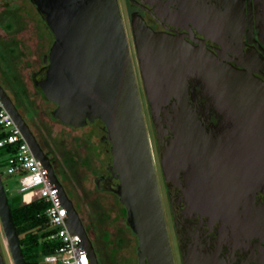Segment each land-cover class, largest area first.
<instances>
[{
    "label": "water",
    "instance_id": "1",
    "mask_svg": "<svg viewBox=\"0 0 264 264\" xmlns=\"http://www.w3.org/2000/svg\"><path fill=\"white\" fill-rule=\"evenodd\" d=\"M32 2L55 40L45 58L48 65L33 75L36 90L57 106L52 117L62 125L82 129L97 121L104 124L106 134L101 142L110 145L111 175L97 178L98 190L114 193L126 209V225L138 239L139 264H175L119 0ZM190 18L208 30L216 31L225 25L206 14ZM131 25L158 141L170 134L168 129L173 134L161 152L164 178L176 181L181 171L189 169V187L184 194L193 209L226 220L239 209L229 202L238 193L211 185L213 163L221 156L189 107L188 80L202 82L220 111L235 122L238 134L227 136L237 137L264 135V82L250 71L224 63L204 48L193 51L177 38L153 32L140 15L132 16ZM0 98L59 189L70 232L81 237L91 264H99L94 243L73 201L1 85ZM170 103L173 112L164 109ZM162 112L168 129L161 120ZM0 221L13 263L40 264L25 259L1 173ZM0 264H5L1 246Z\"/></svg>",
    "mask_w": 264,
    "mask_h": 264
},
{
    "label": "flooded vegetation",
    "instance_id": "2",
    "mask_svg": "<svg viewBox=\"0 0 264 264\" xmlns=\"http://www.w3.org/2000/svg\"><path fill=\"white\" fill-rule=\"evenodd\" d=\"M27 1L35 7L40 16L32 0ZM126 1L131 19L133 15L142 16L153 32L177 38L193 51L204 48L206 52L214 54L224 63L241 71H250L264 82V0ZM201 14L212 16L214 21L222 20L225 25L216 31L208 30L190 18L192 15ZM9 26L15 28L16 25L10 22ZM16 31L12 33L4 31L7 37L1 43L10 57L9 60L15 64L22 58L27 64L33 63L31 50H26V47L19 42ZM51 36L52 44L42 57V66L31 72L32 83L33 75L48 65L45 63V58L55 42L52 34ZM36 58L40 59V57ZM15 72L20 74L19 71L15 70ZM6 76L4 69H0L1 87L10 97L43 153L49 158L58 180L73 201L90 236L88 224L81 215L80 202L73 188L70 185L68 187L58 162L56 150L58 141L54 139L41 116L36 114L31 120L27 117L31 108L27 103L19 100V94L6 81ZM188 94L189 107L197 115L205 132L211 135L210 138L214 140L218 149V155L221 156L220 160L213 163L211 185L222 190L237 192L238 195L235 194L229 202L238 205L239 209L226 220L194 210L184 194V190L189 187L187 177L189 169L181 171L176 181L164 180L170 210L173 237L171 245L175 264H264V135L227 136L238 134L235 122L220 111L213 98L207 94L202 82L190 78ZM164 109L173 112L172 103L166 105ZM161 120L168 129L167 118L164 117L163 112ZM54 121L57 120L54 119ZM168 130L170 134H167L161 142L158 141L160 154L173 137L170 129ZM108 167L107 174L94 179L97 190V178H109L111 175ZM114 183L118 184L119 181L114 180ZM104 193L115 195L112 192ZM93 243L99 260V250L95 242ZM135 264H139L138 248Z\"/></svg>",
    "mask_w": 264,
    "mask_h": 264
},
{
    "label": "rangeland",
    "instance_id": "3",
    "mask_svg": "<svg viewBox=\"0 0 264 264\" xmlns=\"http://www.w3.org/2000/svg\"><path fill=\"white\" fill-rule=\"evenodd\" d=\"M119 4L136 71L168 231L171 243H173L170 210L164 186L165 179L160 164L161 154L158 146V136L152 122L151 111L141 77L131 16L127 1L119 0ZM10 22L15 23V28L9 27ZM14 30H17L19 42L23 47H26V50H31L33 63L27 64L21 58L15 62L14 67L8 64L11 62L10 57L6 54L1 43L7 37L4 31L12 33ZM51 44L52 36L50 32L29 1L0 0V64L9 79L19 77L25 85V87H20V84L14 83L13 87L16 93L19 94V98L22 97L19 100L27 103L31 108H29L27 117L31 120L36 114L41 116L54 139L58 141V148L56 147L58 162L67 180L68 187L73 188L80 202L81 215L88 224L90 237L99 250L100 264H135L138 240L126 225L127 215L125 216L123 205L115 195L98 191L94 183L96 177L108 173L107 167L112 162L110 145L101 142L106 134L104 124L97 121L82 129H71L61 125L59 122L54 121L51 115L56 109V105L44 100L42 94L34 88L32 83L31 72L42 66V57L48 52ZM36 57H40V59L37 60ZM15 70L19 71L20 76ZM25 93L27 96H25ZM5 156L6 154L1 155L0 151V172L10 200L12 201L13 198L17 197L20 198L22 204L27 205L40 198L38 189L25 192L19 191L15 178L6 173ZM0 246L5 264H14L1 221ZM174 251L177 257L176 248Z\"/></svg>",
    "mask_w": 264,
    "mask_h": 264
},
{
    "label": "built area",
    "instance_id": "4",
    "mask_svg": "<svg viewBox=\"0 0 264 264\" xmlns=\"http://www.w3.org/2000/svg\"><path fill=\"white\" fill-rule=\"evenodd\" d=\"M0 149L6 154V173L15 178L20 192L38 189L40 198L33 202L47 205L51 240L59 243L55 252L44 256L40 264H91L81 245V237L67 226L68 212L59 189L51 182L43 163L36 158L20 128L0 98ZM1 173V172H0ZM7 190V189H6Z\"/></svg>",
    "mask_w": 264,
    "mask_h": 264
},
{
    "label": "trees",
    "instance_id": "5",
    "mask_svg": "<svg viewBox=\"0 0 264 264\" xmlns=\"http://www.w3.org/2000/svg\"><path fill=\"white\" fill-rule=\"evenodd\" d=\"M8 64L11 67H14L13 61ZM0 69H2L1 64ZM6 81L12 86H14V83H18L20 84V87H25L19 77H15L11 80L6 76ZM26 93L25 96H27ZM0 151L1 155L5 154L3 149H0ZM9 202L20 236L22 251L24 253L25 259L29 262L40 263L44 256L54 253L56 248L59 247V243L57 241L50 239L52 231L49 230L48 218L45 215L47 205L41 202H32L30 204L24 205L21 203L20 198L15 197L11 201L10 196ZM124 212L126 216L127 212L125 208Z\"/></svg>",
    "mask_w": 264,
    "mask_h": 264
}]
</instances>
